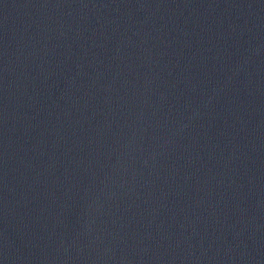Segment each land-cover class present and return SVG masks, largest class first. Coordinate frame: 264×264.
<instances>
[{"label": "water", "instance_id": "water-1", "mask_svg": "<svg viewBox=\"0 0 264 264\" xmlns=\"http://www.w3.org/2000/svg\"><path fill=\"white\" fill-rule=\"evenodd\" d=\"M0 264H264V0H0Z\"/></svg>", "mask_w": 264, "mask_h": 264}]
</instances>
